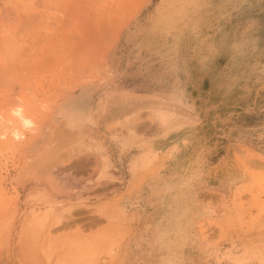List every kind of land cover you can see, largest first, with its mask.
I'll list each match as a JSON object with an SVG mask.
<instances>
[{
    "label": "rangeland",
    "instance_id": "374dc122",
    "mask_svg": "<svg viewBox=\"0 0 264 264\" xmlns=\"http://www.w3.org/2000/svg\"><path fill=\"white\" fill-rule=\"evenodd\" d=\"M118 3L119 0H98L95 7L101 8V11L93 13L95 17H109L107 24L111 23L112 27L118 28L125 23V17L132 13V10L125 7L120 8ZM110 7L115 9L112 14L104 10ZM141 7L139 15L120 34L115 31L105 33L107 35L99 34L95 43L100 46L95 45L90 52L78 53L81 67L79 66L74 82L68 78L71 82L65 80L61 85H52L54 79L49 74L52 71L55 73V58L52 55L57 53L53 46L30 47L28 50L15 47L0 53V69L7 66L9 72L6 71V74L10 73L6 77L0 71V84L3 82L5 85H0V91L2 87L7 88L10 93L14 90L17 92V89L29 90L28 92H31L30 89L34 90L33 84L29 82L37 75L34 74L39 69L36 67L42 61L43 78L47 80V83H43V96L35 99L34 92L28 93V97L34 95L27 97L28 101L36 100L30 103L35 107L29 105L28 113L31 112L28 116L34 118L38 126L35 131L27 132V147L19 148L11 135L5 132L12 130L11 126L9 129L5 123L0 122V264H14L17 261L22 262L21 264H42L37 240L41 234L45 247L48 241L52 244H55L56 239L59 243L62 241L61 252L66 255L63 254L65 258L60 264H231V255L241 253L246 244L226 245L225 242L230 237L244 239L252 247H264V0H147ZM49 38L54 40L47 37L46 41ZM121 46H126V55L138 56L145 70H159L161 92L169 91L181 98L176 101V112L184 115V129L177 133L181 144L175 151L163 156L160 166V171L165 173L167 167L164 162L175 155V164L172 165L173 190L170 191L173 195L160 196L161 209L158 215L149 212L139 215L136 213L135 200L141 198H136L133 194L138 192L142 182L128 181V218L124 228L118 214L113 211L120 204L119 197L110 200L97 195L96 207H91L92 211L89 212L88 198L66 196L72 194L71 181L59 183L43 180V173L72 172L70 168L65 171L69 166L39 163L43 157L73 155L71 149L55 148V142L50 140L58 129L50 124L51 106L59 102L65 93L84 83H103L108 74L105 61L112 52H119ZM33 52H36L38 60L34 59V55L30 56L31 59L27 58ZM14 54L17 62V58L23 57L25 63L19 58L20 63L16 64L12 56ZM40 54L42 59L39 58ZM85 55L87 58L90 56L89 60ZM51 58H54L53 61ZM83 59L85 67L82 66ZM56 63L60 68V62ZM19 64V68L15 66ZM22 67H27L29 71L26 74L30 78L26 75L25 79L29 81L27 84L22 83L25 82L22 81L25 74H22ZM12 71L19 75H14ZM16 79L19 80L15 81ZM169 79L170 84L163 83ZM18 85L20 86L16 88ZM3 95L7 96L6 93ZM4 96L0 95L3 102L6 100ZM2 101L0 104L4 107L7 102L2 105ZM0 110L1 117L4 110ZM43 140H46L45 147ZM199 155L208 156L209 159L212 157L214 160L217 157L223 158V194L218 195L200 188L190 194L192 158ZM36 157L38 159H33ZM111 178L106 182L102 177L95 180V189L102 190L104 184L108 186L109 183L115 189L119 181ZM162 187L167 189V182ZM18 189H25L27 196H18ZM9 190L13 192L10 193ZM178 192L179 195L175 196ZM50 193L56 195L50 196ZM30 197L33 202H30ZM25 200L28 211L20 215L19 203L25 204ZM41 200L45 204L41 205ZM145 203L151 204V200ZM217 203L220 204L218 213L215 208ZM172 206L181 210L185 207L190 209L191 206H209L211 211V217L188 224L192 230L190 236L196 233L198 248H193L192 244H183L179 251L184 260L177 262L163 260L171 252L166 254L159 243H149L148 240L158 223L162 225L169 220H172V224L175 223L173 213L168 211ZM77 210L80 212H76ZM42 213H47L43 214V224L38 219L42 217ZM179 215L183 217L184 214ZM21 216L26 217L23 222L20 221ZM179 220L182 223L188 221L184 218ZM25 225L33 232V239L37 242L32 241L33 245L27 240L29 244L14 245L15 236L24 237ZM88 225L91 227L88 228ZM63 245L65 248L62 249ZM70 247L72 252L67 250ZM71 253L74 257L72 259ZM200 254L201 259L192 258ZM52 264H56V258Z\"/></svg>",
    "mask_w": 264,
    "mask_h": 264
},
{
    "label": "crops",
    "instance_id": "0c3cea01",
    "mask_svg": "<svg viewBox=\"0 0 264 264\" xmlns=\"http://www.w3.org/2000/svg\"><path fill=\"white\" fill-rule=\"evenodd\" d=\"M126 49V46H121L119 52L115 51L109 55L105 61L108 74L103 83H84L83 86L65 93L59 102L51 106L50 124L61 130L57 129L55 132L57 136L54 135L50 140L55 142V148L71 149L73 155L43 157L39 162L43 165L69 166L65 171L72 172L43 173V180H54L59 183L71 181L72 194L66 196L88 198L89 212L92 211L91 207H96L97 195L110 200L119 197L120 204L113 211L118 214L123 228L126 227L128 218V181L142 182L138 192L133 194L136 198H141L135 200L136 213L139 215L146 212L158 215L161 209L160 196L173 195L170 191L173 190L172 165L175 164V155L164 162L167 167L165 173L160 171L161 159L172 150L175 151L181 144L177 133L184 129L182 119L184 115L176 112V101L181 98L175 97L169 91L161 92L159 70L155 68L145 70L140 58L126 55ZM163 83L170 84L171 81L169 79ZM192 160L190 194L199 188L218 195L223 194V158L217 157L214 160L212 157L209 159L208 156L199 155ZM100 177L104 182L113 177L119 184L115 185V189L111 188V183L108 186L104 184L102 190H97L94 181ZM89 179L91 182H87ZM166 182L167 189L162 187ZM9 192L12 193L13 190ZM17 193L20 197L27 196L25 189H18ZM178 195L179 192L175 193V196ZM149 200L151 204L145 203ZM24 203H19L20 215L28 211L26 200ZM215 208L217 213L220 212V204H215ZM168 211L173 213L175 223L172 224V220L162 225L158 223L148 240L149 243H159L166 254L171 252V255L165 256L163 260L177 262L184 260L179 251L183 244H192L193 248H198L196 233L190 236L192 230L188 224L211 217V211L209 206H191L190 209L185 207L182 210L172 206ZM180 213L184 214L183 217L179 215ZM182 218L188 221L182 223V220H179ZM23 219L25 218L21 216L20 221ZM185 224L187 225L184 226ZM90 227L88 225V228ZM125 242L127 244L126 240ZM13 244L29 243L26 237L15 236ZM225 244L249 246L247 248L243 246L241 253H233L231 264H264V247H252L248 241L245 242L244 239L235 236L230 237ZM192 258L201 259L202 255H194ZM21 263L17 261L14 264Z\"/></svg>",
    "mask_w": 264,
    "mask_h": 264
},
{
    "label": "bare ground",
    "instance_id": "6f19581e",
    "mask_svg": "<svg viewBox=\"0 0 264 264\" xmlns=\"http://www.w3.org/2000/svg\"><path fill=\"white\" fill-rule=\"evenodd\" d=\"M146 1L147 0H119L118 5L120 6V8L125 7L127 10H132V11H130L132 13H130V14L127 13L128 15H127V17H125V23L123 25H120V27L116 28V27H112L111 23H110V25L107 24V21L110 19L109 17L108 18L107 17H101V16L95 17V14L93 12L99 13L101 11V8L95 7L96 4L98 3V0H0V53H2L4 51H9L15 47L22 48V49L24 48L23 50H25V48L27 49L30 47L32 48V47L42 46V48H43L45 46L46 47L47 46H53L54 48H56L57 53L55 52L56 53L55 56H54V53L52 55V57L55 58V62H54L55 64L53 63L54 64L53 69L55 70V73H52L53 72L52 71L51 74H49L52 77V80L54 79L52 81V85L53 86L61 85V83H63V81H65V80H67V81L71 80L74 82L75 78L77 77V73L79 72L78 70H79V66H80L79 65V61H80L79 58L80 57L78 58V56H79L80 52L81 51H83V52L89 51L92 49V47L94 48L95 45L97 47V45L99 43H95V42H97V36H99V34L107 35L105 33H107V32L109 33L110 31L119 32V34H120L123 31V29L126 27V25L138 16L139 12L144 7V6L141 7L142 3L145 5ZM134 5H136V7ZM104 10H107L109 14L110 13L112 14V12L113 13L115 12V9L112 10L111 7L109 9H104ZM47 37H51L54 40H51L49 38L46 41ZM107 37L108 36H106V38ZM106 38H104L105 41H107ZM98 46H100V45H98ZM36 50H37V48H36ZM57 50H60V51H57ZM34 51H35V49H34ZM48 51H49V49H48ZM26 52H28V51H26ZM36 52H33V54H29V57H27V58L31 59L30 56L31 55L35 56ZM53 52H54V50H53ZM8 54L10 56V53H8ZM27 54H26V56H28ZM17 55L19 56V54H17ZM42 55H41V57L39 56V58L42 59L43 58ZM90 55H92V54L90 53ZM12 56L14 58V59L13 58L12 59L14 61H16V64L19 62V58L23 59V57H19V58H17L18 59V62H17V60H15L16 55L14 54ZM20 56H21V54H20ZM22 56H25V55H22ZM34 56H32V59ZM10 58L7 57V59H10ZM24 58H26V57H24ZM35 58H36V56L34 57V59ZM86 58H87V56H86ZM89 58H90V56H88L87 59L89 60ZM22 59H21V62H22ZM36 59L38 60V58H36ZM53 59H52V61H53ZM84 59H83L84 63H82L83 67L86 66ZM13 60H11V62ZM23 60L25 63V59H23ZM88 60L86 62H88ZM14 61H13V63L15 64ZM33 61H32V63H33ZM40 61H42V60H40ZM52 61H50V62H52ZM56 61L60 62V64H61L60 68L61 69L59 68V65H58V63H56ZM4 63H2V64H4ZM39 63H41V64H39V65L37 64L38 66L36 65L37 66L36 68L37 69L39 68L38 70H40V71L38 72V70L36 69L37 71L34 74H37V75L33 76L31 80L28 79V78H30L27 75L29 73L28 68L22 67V69H23L22 74L25 73L24 74L25 77L23 75L22 76L23 78L22 77L21 78L24 80H22L20 78V82L25 81L22 83L27 84V82H29V81H26L25 79L28 76L27 79L30 80L29 83L33 84L34 90L30 89L31 92H28L29 90H24L27 92V93H25L23 90L18 91V89H17V92H14L15 91L14 90L13 92L11 91V93H10L7 90V88L5 89L4 87H2L3 89H1V91H0V95H2V96H4L3 95L4 93L7 94V96L5 95L4 97H6V100H8V101H6V100L4 101L5 103L7 102L4 105V107L3 106L1 107V104H0V108L2 110H4L3 114H1L0 122L5 123L4 125H6L8 128H9V126H11L12 130H9L10 129L9 128L8 129L9 131H5V132H8L11 135L10 136V137H12L11 139L13 140V142L14 141H15V143L17 142V145L19 148H23V146H26V145L28 146L29 142L27 143V141L29 140V138L27 136V132L35 131L37 129V126H38V122H36L34 118L32 119L31 117L28 116V114H30V112H31V111H29V113H28V110H30L29 105H30V107L34 106V105L30 104V103H33V101L34 102L36 101V100H33L34 98L36 99L39 96H43V87H44L43 83H47V80L44 79L45 77L43 78V61L39 62ZM5 64H7V63H5ZM8 65H9V63H8ZM30 65H31V63H30ZM33 65L34 64H32V66ZM55 65L57 66V68ZM15 66L19 68L20 64H19V66H17V65H15ZM16 67H14V68H16ZM25 68H27V70H26L27 72L26 71L24 72ZM34 68H35V66H33V69ZM12 69H13V67H12ZM13 70L16 71V69H13ZM81 70H82V68H81ZM0 71L4 72L6 74L7 66L6 67L3 66V68H1ZM14 71H12V72H14ZM7 72H9V71H7ZM16 72H14V75L15 74L17 75ZM18 73H20L19 70H18ZM8 74L10 75V73H8ZM0 75H2V74H0ZM9 75L6 74V77H8ZM11 75L13 76V73ZM17 76H14V77L17 78ZM68 78L70 80H68ZM13 79H15V78H13ZM18 80L19 79H16L15 81H18ZM2 83L0 85L4 84V83L3 84ZM53 83H55V84H53ZM3 86H5V85H3ZM19 86L20 85H18L16 88H18ZM50 86H51V84H50ZM30 88H32V87H30ZM7 92H9V93H7ZM32 92H34L33 94L35 96L31 95L32 97L34 96V98H31L33 100L31 102V101H28V98L31 97V96L28 97L29 96L28 93L31 94ZM10 96H12V98H10ZM0 101H2V97H1ZM4 102L2 101V105ZM34 107H33V109L36 110V108H34ZM39 108H40V106L38 107V109ZM39 138H40V136H39ZM36 186H38V185H36ZM31 196L33 197V195H31ZM33 198L30 197V199H32V200H30V202L34 201ZM34 199H36V198H34ZM51 200H52V198H51ZM41 202H42L41 205L45 204V202L43 203V200H41ZM46 202H47V200H46ZM49 206H50V204H49ZM58 207H60V206H58ZM49 208H51V207H49ZM47 212H49V211H47ZM63 212H64V210H63ZM36 214L37 213H35L33 215H36ZM43 214H47V213H42V215H41L42 217H38L39 221L41 220L39 223H42V224H43V221H42L43 220ZM39 215H40V213H39ZM26 217L29 218V215H27ZM30 217H31V211H30ZM51 217H50V219H51ZM60 217H61V215H60ZM36 218H37V216H35V219ZM2 220H3V218H2ZM38 225H40V224H38ZM46 226H48V225H46ZM24 228H26L23 232L24 237H26V239L29 241V243L31 244L32 241H36L33 239L34 238L33 232H31V230H28L27 229L28 227L26 225L24 226ZM55 229H58V228H55ZM41 237H43L42 234L39 237H37L38 238L37 240H39L38 243L40 244V249H39L38 255H39V257L41 256L43 259L42 264H52L55 258H56V264H60L64 260L63 258H65L63 256V254L66 255L65 253L61 252L62 241L60 240L61 243H59V242H57L58 240L56 238H55L56 239L55 244H52V243H50L51 241L50 242L48 241L47 242L48 248H47V245L45 247L43 245V243L41 244V242L43 241V239H41ZM40 239L42 240L41 242H40ZM49 244H50V246H49ZM63 248H65L64 245H63L62 249ZM70 249H71V247L67 250H70ZM67 250H65V251H67ZM73 253H74V251H73ZM67 254H69V253H67ZM72 255L73 254L71 253L70 259L74 258V257H72ZM33 262H34V260H33Z\"/></svg>",
    "mask_w": 264,
    "mask_h": 264
}]
</instances>
